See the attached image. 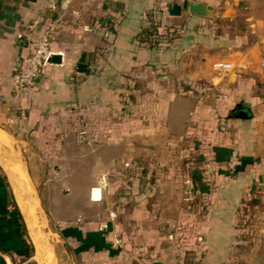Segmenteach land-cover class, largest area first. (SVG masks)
I'll return each instance as SVG.
<instances>
[{"label":"crops","instance_id":"obj_1","mask_svg":"<svg viewBox=\"0 0 264 264\" xmlns=\"http://www.w3.org/2000/svg\"><path fill=\"white\" fill-rule=\"evenodd\" d=\"M188 1L0 0V133L15 123V64L51 27L61 63L44 65L24 94L29 119L65 104L122 109V91L146 82L159 89L154 124L174 143L173 158L142 162L147 176L122 168L118 193L111 163L107 192L61 228L71 245L62 264H238V219L250 208L251 236L259 235L251 264H264V0H196L211 7L208 16L189 13ZM155 8L157 30L173 32L150 49L134 36ZM219 62L229 68L217 70ZM210 84L224 98L201 92ZM231 148L241 160L233 174L225 169Z\"/></svg>","mask_w":264,"mask_h":264},{"label":"rangeland","instance_id":"obj_2","mask_svg":"<svg viewBox=\"0 0 264 264\" xmlns=\"http://www.w3.org/2000/svg\"><path fill=\"white\" fill-rule=\"evenodd\" d=\"M122 92L126 99L122 109L65 104L55 109H39L33 119L28 118L30 105L22 102L24 94L12 104L13 131L6 130L9 136L0 133V175L6 189L0 196H4L6 209L10 210L11 194L20 210L11 183L18 181L23 190L30 191L28 200L19 190L28 200L33 225L31 229L27 227L20 211L26 241L31 245L30 255L26 258L0 251V264H58V261L62 264L64 249L69 252L71 245L61 228L76 220L77 212L88 200L107 192L111 163L113 178L117 180H112V192L118 193L122 188L119 180L120 172L124 174L122 168L135 176L139 167L147 176L151 169L148 163L156 158H173L174 143L161 124V127L154 124L153 113L159 107L154 98L159 89L144 82L142 88L130 84ZM107 161L104 165L107 170L104 166L96 169ZM16 165L20 167L22 181L14 175ZM94 171H101L98 186L94 185ZM163 171L166 175V168ZM247 203L251 205V199ZM98 210L102 207L98 206ZM252 221L251 208L238 219V225L243 228L234 251L238 264H251V241L259 237L258 232L251 236Z\"/></svg>","mask_w":264,"mask_h":264},{"label":"trees","instance_id":"obj_3","mask_svg":"<svg viewBox=\"0 0 264 264\" xmlns=\"http://www.w3.org/2000/svg\"><path fill=\"white\" fill-rule=\"evenodd\" d=\"M157 9H151L147 14L148 25L135 34L134 38L138 42L145 43L150 49H158L165 45L170 38L173 31L163 28L162 31H158L157 27L161 26L157 19ZM20 58V57H19ZM203 87V86H202ZM202 90V88H201ZM240 166L237 168L236 172ZM0 193H6L4 178L0 175ZM11 207L7 210L4 196H0V251L7 254L23 255L28 257L31 250V245L26 241V231L20 212L12 200L11 194ZM251 203H254L251 201Z\"/></svg>","mask_w":264,"mask_h":264},{"label":"built area","instance_id":"obj_4","mask_svg":"<svg viewBox=\"0 0 264 264\" xmlns=\"http://www.w3.org/2000/svg\"><path fill=\"white\" fill-rule=\"evenodd\" d=\"M51 32L52 28L49 27L38 38L32 40L28 53L17 60L14 75V92L17 97H21L40 80L41 68L48 64L46 62L47 57L52 53L50 50ZM260 64L264 67L263 60L260 61ZM214 67L219 71H226L229 68V64L219 62L215 63ZM201 92L215 95L217 98H224V94L215 91L211 84L203 86ZM216 126L219 132H224L227 128L225 118L217 117ZM240 165L241 160L237 150L231 148L225 163L226 171L233 174Z\"/></svg>","mask_w":264,"mask_h":264},{"label":"bare ground","instance_id":"obj_5","mask_svg":"<svg viewBox=\"0 0 264 264\" xmlns=\"http://www.w3.org/2000/svg\"><path fill=\"white\" fill-rule=\"evenodd\" d=\"M16 167H17V171L15 170L16 172L14 175H15V177L19 178V180L21 178V181H22L23 176H22L20 167H19V165H16ZM11 180H12V178H11ZM11 184L13 187V191L15 192V198H16V201L18 203V206H19V208H20V210H21V212L25 218V221L27 223L28 228L31 229L33 224H32V219L30 217L31 214H29L30 206L28 205V202H27V199L29 200L31 198V193H30V191L23 190V188L18 184V181H14ZM19 190L22 191V193L26 196L27 199L23 196V194L20 193Z\"/></svg>","mask_w":264,"mask_h":264},{"label":"water","instance_id":"obj_6","mask_svg":"<svg viewBox=\"0 0 264 264\" xmlns=\"http://www.w3.org/2000/svg\"><path fill=\"white\" fill-rule=\"evenodd\" d=\"M187 10L189 13L197 14L201 16H208L210 14L211 7L203 2L196 1V0H190L187 4ZM46 62L48 64H60L61 63V55L58 53H51L48 57ZM240 110H243L247 107V104L245 102L240 103L238 105ZM238 117H241L240 114H238ZM20 212V210H19ZM20 215L22 216L21 212Z\"/></svg>","mask_w":264,"mask_h":264}]
</instances>
